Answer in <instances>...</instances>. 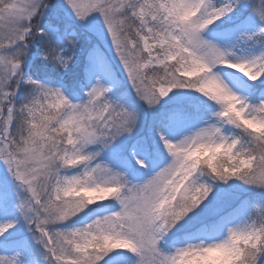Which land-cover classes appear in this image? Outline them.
<instances>
[{
    "label": "snow or ice",
    "instance_id": "1",
    "mask_svg": "<svg viewBox=\"0 0 264 264\" xmlns=\"http://www.w3.org/2000/svg\"><path fill=\"white\" fill-rule=\"evenodd\" d=\"M0 264H264V0H0Z\"/></svg>",
    "mask_w": 264,
    "mask_h": 264
}]
</instances>
